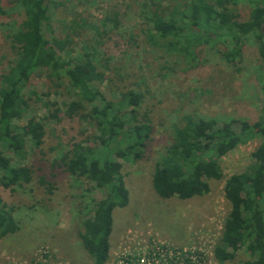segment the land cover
<instances>
[{
    "label": "rangeland",
    "instance_id": "obj_1",
    "mask_svg": "<svg viewBox=\"0 0 264 264\" xmlns=\"http://www.w3.org/2000/svg\"><path fill=\"white\" fill-rule=\"evenodd\" d=\"M8 1H0V6L6 7ZM53 1L63 4L50 6L53 35L61 40L70 38L68 48L76 57L85 51L86 43H95L92 26L98 27L106 43L99 52L104 60L98 70L105 74L99 89L113 101L129 89L142 93L139 112L149 115L154 128L153 139L141 160L120 161L129 203L113 211L107 264H117L122 255L141 253L153 241L198 253L201 264H219L213 251L220 244L229 212L223 190L225 179L244 172L253 163L251 154L262 138L218 159L224 178L209 181L210 192L204 196L163 199L153 189L152 175L173 141L176 128L183 125V117L216 119L218 128L229 119L253 122L264 118L255 44L246 43L241 58L233 63L223 58L227 48L223 43L201 45L195 60L189 62L168 52L160 45L162 41L156 45L149 42L152 30L142 5L151 6L153 0ZM167 1L170 7L175 4ZM229 8L247 19L248 7L238 4ZM72 20L80 27L73 26ZM21 21L18 15L11 19L0 17V73L7 70L13 58L9 36ZM57 83L46 72H37L25 91L30 109L19 124L40 119L45 136L38 149L26 144L23 163L31 168L32 181L14 191L0 185V198L7 209H12L19 224L18 232L0 239V264H94L83 248L80 234L84 220L92 215L94 204L104 197V192L92 182L71 176L61 162L69 150V141L81 139L89 126L79 116L64 115L76 101L66 86ZM13 164L18 165L15 161ZM247 261H251L250 256L241 249L234 260L223 264Z\"/></svg>",
    "mask_w": 264,
    "mask_h": 264
},
{
    "label": "trees",
    "instance_id": "obj_2",
    "mask_svg": "<svg viewBox=\"0 0 264 264\" xmlns=\"http://www.w3.org/2000/svg\"><path fill=\"white\" fill-rule=\"evenodd\" d=\"M153 1L151 6L142 5L152 30L151 44L162 41L160 45L168 52L191 62L201 45L223 43L227 47L223 58L233 63L241 58L244 45L252 42L260 62L257 81L264 92V0H173L172 7L167 0ZM238 4L248 7L246 20L229 8ZM50 6L63 4L53 0H9L6 7L0 6V17L22 18L19 28L9 36L13 58L7 70L0 73V185L14 191L32 181V170L23 163L26 144L37 149L42 146L44 123L40 119H30L25 125L19 122L30 109L25 91L32 76L46 72L57 85L66 86L76 101L64 115L79 116L89 126L81 139L69 141L61 162L71 176L92 182L104 192L94 204L92 215L84 220L80 240L94 264H107L113 211L129 203L120 161L141 160L154 128L149 115L139 112L142 93L129 89L113 101L99 89L105 76L98 70L104 60L99 52L106 45L100 29L92 26L95 43H84L85 51L73 57L68 48L70 38L61 40L53 35ZM71 23L80 27L76 20ZM32 95L40 100L35 93ZM182 120L183 125L176 128L173 141L152 175L153 189L163 199L188 200L208 194L209 181L224 178L218 159L262 138L251 154L253 163L244 172L225 179L223 190L229 212L213 256L223 264L245 249L251 261L244 264H264V118L253 122L229 119L219 128L216 119L188 115ZM88 131L92 134H86ZM18 231L12 209H7L0 198V239Z\"/></svg>",
    "mask_w": 264,
    "mask_h": 264
},
{
    "label": "built area",
    "instance_id": "obj_3",
    "mask_svg": "<svg viewBox=\"0 0 264 264\" xmlns=\"http://www.w3.org/2000/svg\"><path fill=\"white\" fill-rule=\"evenodd\" d=\"M141 250V249H140ZM201 264L202 257L186 248L177 249L153 241L152 246L136 255H122L117 264Z\"/></svg>",
    "mask_w": 264,
    "mask_h": 264
}]
</instances>
